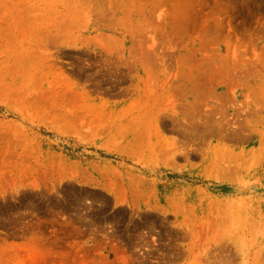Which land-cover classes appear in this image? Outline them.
Listing matches in <instances>:
<instances>
[{
  "label": "rangeland",
  "instance_id": "1",
  "mask_svg": "<svg viewBox=\"0 0 264 264\" xmlns=\"http://www.w3.org/2000/svg\"><path fill=\"white\" fill-rule=\"evenodd\" d=\"M0 264H264V0H0Z\"/></svg>",
  "mask_w": 264,
  "mask_h": 264
}]
</instances>
